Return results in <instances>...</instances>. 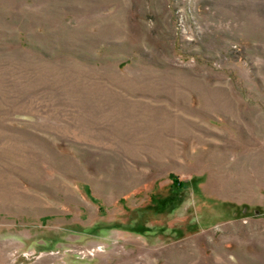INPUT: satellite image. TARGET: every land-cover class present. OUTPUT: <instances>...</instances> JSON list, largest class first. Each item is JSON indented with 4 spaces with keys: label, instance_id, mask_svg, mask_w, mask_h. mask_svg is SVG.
<instances>
[{
    "label": "rangeland",
    "instance_id": "obj_1",
    "mask_svg": "<svg viewBox=\"0 0 264 264\" xmlns=\"http://www.w3.org/2000/svg\"><path fill=\"white\" fill-rule=\"evenodd\" d=\"M0 264H264V0H0Z\"/></svg>",
    "mask_w": 264,
    "mask_h": 264
},
{
    "label": "trees",
    "instance_id": "obj_2",
    "mask_svg": "<svg viewBox=\"0 0 264 264\" xmlns=\"http://www.w3.org/2000/svg\"><path fill=\"white\" fill-rule=\"evenodd\" d=\"M174 182V185L177 187V188H181L184 184H182V182L180 181H176L175 179L173 180Z\"/></svg>",
    "mask_w": 264,
    "mask_h": 264
}]
</instances>
